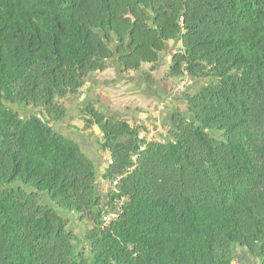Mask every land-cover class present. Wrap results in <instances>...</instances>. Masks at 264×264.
Here are the masks:
<instances>
[{"label":"trees","instance_id":"16d2710c","mask_svg":"<svg viewBox=\"0 0 264 264\" xmlns=\"http://www.w3.org/2000/svg\"><path fill=\"white\" fill-rule=\"evenodd\" d=\"M175 40L164 80L194 87L162 132L86 99L82 128L109 156L98 171L49 124L61 100L108 61L136 72ZM241 254L264 264V0H0V264Z\"/></svg>","mask_w":264,"mask_h":264},{"label":"rangeland","instance_id":"374dc122","mask_svg":"<svg viewBox=\"0 0 264 264\" xmlns=\"http://www.w3.org/2000/svg\"><path fill=\"white\" fill-rule=\"evenodd\" d=\"M178 46V42H168L166 44V50L160 54L158 61L155 64L147 65L143 64L141 68L136 71L121 72L114 66V60L107 62V67L98 72L90 74L86 82L79 89L78 95L72 96L67 95L61 100V104L66 110L65 115L58 121V123H49L53 125L56 130L67 138H74L86 152H89L93 156L95 151V141L97 135L93 130H87L89 133L88 139L77 137L74 132L82 133V121L80 118V110L83 106L91 102L97 109H108L106 108L107 103L109 108L114 111H118L122 116L128 120L129 123L139 122L143 124L146 129H149L148 135H155L158 132H162L169 120L156 119L154 114V106L152 101L149 102V106L145 105V100L149 98H160L162 91L159 87H154L152 84L158 83L159 80L164 78V73L167 68V63L170 59V53ZM124 76V77H123ZM176 83L174 81L166 79V88H169L168 92ZM151 85V86H150ZM139 90L140 93L135 94ZM174 101L171 104L175 106L177 110L184 109V103L179 96V93H173ZM142 96V97H141ZM110 98H117L116 105H112L113 102ZM88 99V101H86ZM107 101V102H106ZM140 103L137 108L134 106ZM129 106L131 108H129ZM17 112L21 116H26L29 113H37L41 109L34 110L32 108H16ZM109 109V110H110ZM143 111V113H141ZM141 113V114H139ZM119 114V115H120ZM39 116V115H38ZM43 121H46L43 119ZM74 123V124H72ZM77 125V127H76ZM143 135V132L140 133ZM86 135V134H85ZM100 136V135H99ZM93 141V142H91ZM108 153L105 152V159L109 161ZM99 163V164H98ZM103 164V160L99 158L97 162V170ZM99 171V170H98ZM98 184H101L100 190L105 192L109 190V184L103 180H98ZM73 231H79L77 228H73ZM77 233V232H75ZM233 264V263H232ZM237 264V263H236ZM238 264H249L244 261L238 262Z\"/></svg>","mask_w":264,"mask_h":264},{"label":"crops","instance_id":"0c3cea01","mask_svg":"<svg viewBox=\"0 0 264 264\" xmlns=\"http://www.w3.org/2000/svg\"><path fill=\"white\" fill-rule=\"evenodd\" d=\"M109 62V61H108ZM110 62H112V60H110ZM114 63V65H115V61H113ZM168 64V63H167ZM108 66V65H107ZM116 69H118V67H116V66H114ZM119 70V69H118ZM96 72H98V71H96ZM124 77V76H123ZM186 84H187V86H190L189 88H191V87H194V85H193V83H191L190 81H188V80H186ZM151 86V85H150ZM152 86H154V87H159L160 88V90L162 91V94H161V97L159 98H149V99H147V100H145V105H148L149 106V102H151L152 101V106H154V108H155V110H154V114H155V116L157 117L156 119H163V120H165V123H166V121L167 120H169V118H170V110H172V109H176V107L175 106H172L171 104L173 103V101H174V95H172L173 93H175V90L172 88L171 89V92H168V90H169V88H166V80H164V78L162 79V80H159L158 81V83H156V84H152ZM138 93H140L139 92V90L135 93V94H137L138 95ZM142 97V96H141ZM110 101L111 102H113L112 103V105H116V104H118L119 102H117V98H110ZM107 102V101H106ZM140 103L138 102L134 107L135 108H137V106L139 105ZM109 104L107 103V106H106V108H108V109H110L109 107ZM129 108H131L130 106H129ZM111 110V109H110ZM177 110V109H176ZM110 112H112V111H110ZM117 114H118V111L116 112ZM141 113H143V111L141 112ZM141 113H139V114H141ZM120 114V113H119ZM118 114V115H119ZM122 118H124V117H122ZM82 121V120H81ZM135 123H138L139 124V122L137 121V122H135ZM72 124H74V123H72ZM82 124V123H81ZM82 126V125H81ZM76 127H77V125H76ZM90 130H93V132H95V134L97 135L96 137L97 138H99V132H98V129L95 127V126H93ZM82 133H76V132H74V134L77 136V137H82V138H86V140H89L88 139V136H89V133H86L87 132V130H83V131H81ZM86 134V135H85ZM141 135V134H140ZM97 138L96 139H94V141H95V147H96V149H95V151L93 152V156L91 155V154H89V152H86L85 150H84V148H82V146L74 139V138H72V139H74L78 144H79V146H80V148L86 153V155L97 165V162L99 161V158L100 159H102L103 160V164H101V166L98 168V170L101 172L102 170H103V168L106 166V164H107V160L105 159V157L104 156H106L105 155V152H100L99 153V151L97 150ZM91 142H93V141H91ZM108 155V154H107ZM99 164V163H98ZM97 166H99V165H97ZM98 186H99V188H101V184H98ZM241 257L242 258H246L247 259V262L248 263H250V258L249 257H245L244 255H242L241 254ZM240 261H243V260H240ZM238 261H233L232 263L233 264H236ZM238 264V263H237Z\"/></svg>","mask_w":264,"mask_h":264},{"label":"built area","instance_id":"2783aa9c","mask_svg":"<svg viewBox=\"0 0 264 264\" xmlns=\"http://www.w3.org/2000/svg\"><path fill=\"white\" fill-rule=\"evenodd\" d=\"M185 84H186V80L180 79L179 83H178V86L175 88V90L178 91V92L182 91ZM111 216L112 215H110V214L103 216V221L104 222H108L110 220Z\"/></svg>","mask_w":264,"mask_h":264},{"label":"flooded vegetation","instance_id":"af4514ba","mask_svg":"<svg viewBox=\"0 0 264 264\" xmlns=\"http://www.w3.org/2000/svg\"><path fill=\"white\" fill-rule=\"evenodd\" d=\"M151 64H155V63H151ZM151 64H147V65H151ZM120 116H122V115L120 114Z\"/></svg>","mask_w":264,"mask_h":264},{"label":"clouds","instance_id":"9594fccd","mask_svg":"<svg viewBox=\"0 0 264 264\" xmlns=\"http://www.w3.org/2000/svg\"><path fill=\"white\" fill-rule=\"evenodd\" d=\"M177 82H179V81H177ZM175 92L178 93V91H176V90H175Z\"/></svg>","mask_w":264,"mask_h":264}]
</instances>
